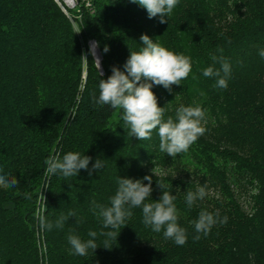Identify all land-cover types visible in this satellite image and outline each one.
Here are the masks:
<instances>
[{
  "label": "trees",
  "instance_id": "obj_1",
  "mask_svg": "<svg viewBox=\"0 0 264 264\" xmlns=\"http://www.w3.org/2000/svg\"><path fill=\"white\" fill-rule=\"evenodd\" d=\"M62 3L66 11L57 0H0V174L19 181L15 188L0 187V264H264V0H179L164 24L130 0ZM143 34L191 58L181 85H153L164 118L175 117L180 105L206 111V132L175 159L159 150L156 132L137 140L128 135L121 111L96 103L100 79L113 66L124 71L130 51L143 47ZM92 40L103 72L89 52ZM218 48L231 65L226 89L202 75ZM69 151L91 157L89 170L46 177L45 160ZM97 159L104 166L90 175ZM146 175L152 176L151 200L162 195L157 183L175 195L187 243L165 240L134 208L110 249L99 237L95 252L73 254L71 232L86 240L89 230H102L93 201L110 205L118 176ZM201 186L218 195L189 208L187 192ZM38 210L53 224L70 210L76 216L62 229L46 230ZM201 210L228 219L194 242L192 221Z\"/></svg>",
  "mask_w": 264,
  "mask_h": 264
},
{
  "label": "clouds",
  "instance_id": "obj_2",
  "mask_svg": "<svg viewBox=\"0 0 264 264\" xmlns=\"http://www.w3.org/2000/svg\"><path fill=\"white\" fill-rule=\"evenodd\" d=\"M130 2L138 3L146 9L149 19L159 17L161 24L168 22L167 18L179 4V0H130ZM140 40L143 47L138 51H130V56L123 66L124 71L113 66L112 74L107 79H100L96 103L121 111V119L129 129L128 135L137 140L151 139L153 132H156L159 138V150L175 159L178 154L187 153L206 132L203 126L206 111L199 105H180L175 112V117L168 116L165 119V109L159 106L152 88L153 85H157L170 90L172 85H181V81L187 79L191 73V58L161 46L146 34L141 35ZM98 47V42L90 45L89 52L94 57ZM103 51L107 53L108 46H105ZM217 52L219 55L210 54L213 65L204 68L202 75L205 78L215 77V86L226 89L231 75V65L223 56V48H218ZM259 55L264 58V49L260 50ZM94 61L99 69V58L96 57ZM215 64H219L220 67H214ZM90 160L91 157L75 151L67 152L62 158L59 155H52L45 160V176L76 177L81 169L89 170ZM103 166V161L97 159L89 174L102 169ZM143 181L148 183L145 184ZM116 183L118 188L110 198V205L97 204L95 201L92 204L91 210L102 222V230L99 232L89 230L86 240L74 231L67 236L73 254L83 257L89 254V250L95 252L98 247H101L97 244L99 237H103V247L110 249L111 242L117 241L120 229L127 226L125 222L133 215L134 208L141 209L143 224L155 233L163 232L165 240H171L177 246L187 243V229L178 223L179 213L174 202L176 197L164 190L166 186L163 183H157L162 190L158 201L150 199L153 190L152 176L146 175L143 180L118 176ZM18 184L19 181L15 176L0 174V187L11 189ZM23 195L25 199H32L30 193ZM206 195L208 193L204 186L199 187L196 192L188 191L185 197L188 207L191 208L198 199L202 200ZM38 199L43 202L46 211V198L42 192ZM75 216L76 213L70 210L66 215L61 214L53 224L39 210L37 212L39 226L46 230H51L53 227L62 229L69 217ZM227 219V216L221 218L218 210L215 213L201 210L198 218L192 221L196 233L193 241H199L202 235L208 236L215 225L225 224Z\"/></svg>",
  "mask_w": 264,
  "mask_h": 264
},
{
  "label": "rangeland",
  "instance_id": "obj_3",
  "mask_svg": "<svg viewBox=\"0 0 264 264\" xmlns=\"http://www.w3.org/2000/svg\"><path fill=\"white\" fill-rule=\"evenodd\" d=\"M60 2H61V4L63 5V3H62V1L64 2V0H59ZM65 3V2H64ZM77 3V0H73L72 1V3H71V6H68L66 3V5L68 6V7H74L75 6V4ZM90 47V46H89ZM153 169H154V172H156V173H163L164 171L162 170V169H160L159 167H154V168H152V171H153ZM207 193H208V195L209 196H217L218 195V192L216 191V190H213V189H210V190H208L207 191ZM242 202H243V204L246 206V204H247V202H248V199L246 198V197H242ZM44 242V241H43ZM39 243V242H38ZM42 245V244H41Z\"/></svg>",
  "mask_w": 264,
  "mask_h": 264
},
{
  "label": "water",
  "instance_id": "obj_4",
  "mask_svg": "<svg viewBox=\"0 0 264 264\" xmlns=\"http://www.w3.org/2000/svg\"><path fill=\"white\" fill-rule=\"evenodd\" d=\"M58 2H59V4L62 6V8L66 11V9H65V7L61 4V2L59 1V0H57ZM68 6H71V4H67ZM95 41H90L89 42V46L91 45V44H93ZM96 57H98L99 58V60H100V70L103 72V67H102V64H101V59H102V56H101V53H100V50H99V47L96 49ZM95 57V58H96Z\"/></svg>",
  "mask_w": 264,
  "mask_h": 264
},
{
  "label": "bare ground",
  "instance_id": "obj_5",
  "mask_svg": "<svg viewBox=\"0 0 264 264\" xmlns=\"http://www.w3.org/2000/svg\"><path fill=\"white\" fill-rule=\"evenodd\" d=\"M73 0H64L66 4H71Z\"/></svg>",
  "mask_w": 264,
  "mask_h": 264
}]
</instances>
